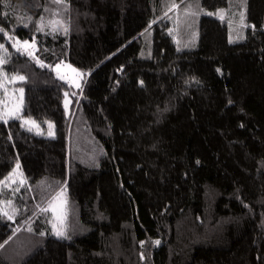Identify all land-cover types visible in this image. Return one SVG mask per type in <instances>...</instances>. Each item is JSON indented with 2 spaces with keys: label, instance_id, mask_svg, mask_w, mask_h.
Instances as JSON below:
<instances>
[{
  "label": "trees",
  "instance_id": "16d2710c",
  "mask_svg": "<svg viewBox=\"0 0 264 264\" xmlns=\"http://www.w3.org/2000/svg\"><path fill=\"white\" fill-rule=\"evenodd\" d=\"M0 29L43 130L0 121V264H264V0H0Z\"/></svg>",
  "mask_w": 264,
  "mask_h": 264
},
{
  "label": "rangeland",
  "instance_id": "374dc122",
  "mask_svg": "<svg viewBox=\"0 0 264 264\" xmlns=\"http://www.w3.org/2000/svg\"><path fill=\"white\" fill-rule=\"evenodd\" d=\"M34 42H29V44H32ZM23 44V42H20L19 44L16 43L15 41V46L17 47V49L19 48V50H22L23 52H28L31 53V55H35V50H36V43L35 44V48H28L25 49L23 48L21 45ZM0 58L4 59V53H1L0 50ZM4 64V63H3ZM3 64H0V80L3 79L4 76V70H3ZM59 65V74L57 73V71L54 70L55 74L58 75V77L63 76L64 79H62L64 82H66L70 87H71V91L73 94L77 93L83 86V80L85 78V74L84 72L80 71L78 68H76L73 64H69L66 62H61L58 64ZM78 74H82V75H78ZM15 76V75H14ZM8 80L4 81V85L5 88H7V93L5 92L4 88H0V99H7L9 107H11L14 103H19V98H20V93H19V89L15 86V83L21 82L19 80L15 81V82H10L11 81V75H7ZM77 85H79L77 87ZM15 86V87H14ZM67 93V92H66ZM68 95L66 96V99L63 103V107L64 109V113L61 112H56V115L58 116H64V118H67V116L69 115L70 111H71V105H72V95L70 96L69 93H67ZM23 96H24V91H23ZM23 101H24V97H22V105H21V114H22V106H23ZM3 105L0 104V108H2ZM8 119H12V118H8ZM16 120V119H15ZM36 125V124H35ZM49 125H52V123H49ZM28 127H32V130L36 132L37 135H43L42 133V128L39 125L36 126H32V125H28ZM52 136L54 135V133L51 134ZM48 135V136H51ZM20 169L16 167V169L13 171V173L11 174V177H13L12 180H8L7 185L8 184H16L19 181H24L23 176H21V174L18 172ZM18 172V174H17ZM6 183V182H5ZM21 182H19L20 184ZM18 184V185H19ZM62 193V194H61ZM52 202H54V207H55V211H53L52 209H48V205H47V211L50 212L51 217H52V234L55 237H58L57 235H55L54 233L57 230H62L64 232L65 235V228H66V206H67V196H66V192H60L58 193L52 200ZM53 222L56 223L57 227L54 229L53 228ZM64 237V236H62ZM60 238V237H59Z\"/></svg>",
  "mask_w": 264,
  "mask_h": 264
},
{
  "label": "snow or ice",
  "instance_id": "6c2138e0",
  "mask_svg": "<svg viewBox=\"0 0 264 264\" xmlns=\"http://www.w3.org/2000/svg\"><path fill=\"white\" fill-rule=\"evenodd\" d=\"M53 3H62L63 0H52ZM173 7H178L177 5L173 4ZM190 10L188 12H186V14H189ZM207 15H211L212 13H205ZM54 15H56V13H54ZM216 15L220 18L223 19L224 18V13L223 10H220L219 12L216 13ZM39 24V28L37 29L38 31H43L44 30V21L43 18H41L38 21ZM59 24V21L57 20H50L48 22V26L52 28V31H56V25ZM27 26V25H25ZM0 31H3V29H0ZM67 31V29L65 28V32ZM9 39H12V37H9ZM17 44H19V41H16ZM23 48L28 49V48H35V44H29L28 41H24L23 44L21 45ZM3 48V45L0 44V49ZM19 50V48L17 49ZM6 52V50H5ZM29 55H31V53H29ZM5 61L4 59L0 58V64H3ZM36 63L40 64L41 67H47V65H44L42 62L39 61V59H36ZM52 70L57 71V73L59 74V65H56L52 68ZM78 75H82V74H78ZM60 79H64L63 76L59 77ZM25 77L21 76V75H15L11 77V81L10 82H15L17 80L19 81H24ZM8 80L7 77V73H4L3 79L0 80V88H4L5 92L7 93V88H5L4 85V81ZM79 85H77L78 87ZM23 88L19 89V93H20V98H19V103H14L11 107H9L8 101L7 99H0V104L3 105L2 108H0V121H3L4 123L8 122V118H12V119H16V120H20L22 121V125L23 126H28V125H32V126H36L35 125V121H32L30 119H24V117L21 115V105H22V97H23ZM68 94L65 93V96H67ZM52 126L49 125V128H51ZM28 131H32V127H28ZM52 133L49 132V135H51ZM17 168H19V165H17ZM13 177H8L7 180H12ZM21 183H23V181H21ZM5 186H7V184L5 183ZM19 189L17 188L16 191H18ZM62 194V193H61ZM11 201L8 202V206H11ZM48 209H52L53 211H55V207H54V202L50 201L49 205H48ZM48 209H42V211H47ZM2 211V210H0ZM16 209H13V212H15ZM3 215L7 216L9 219L12 218L11 215H9V213L7 211H3L2 212ZM57 227L56 223L53 222V228L55 229ZM29 231H31V229L29 228ZM43 234V233H41ZM55 235H57L58 237H62L64 236V232L62 230H57L55 233ZM155 243L159 244V241H156Z\"/></svg>",
  "mask_w": 264,
  "mask_h": 264
}]
</instances>
